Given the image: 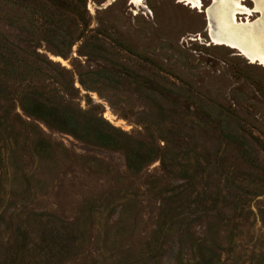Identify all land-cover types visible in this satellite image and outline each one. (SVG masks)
I'll return each instance as SVG.
<instances>
[{
  "label": "rangeland",
  "instance_id": "obj_1",
  "mask_svg": "<svg viewBox=\"0 0 264 264\" xmlns=\"http://www.w3.org/2000/svg\"><path fill=\"white\" fill-rule=\"evenodd\" d=\"M82 2L88 26L65 56L44 40L18 43L66 68L77 108L154 152L131 164L123 149L27 115L12 93L0 99V264H264V167L243 160L206 110L229 109L264 158V65L212 41V0Z\"/></svg>",
  "mask_w": 264,
  "mask_h": 264
},
{
  "label": "trees",
  "instance_id": "obj_2",
  "mask_svg": "<svg viewBox=\"0 0 264 264\" xmlns=\"http://www.w3.org/2000/svg\"><path fill=\"white\" fill-rule=\"evenodd\" d=\"M82 1L0 0V16H4L3 20L7 26L19 31L16 38H10L0 30V99L7 100L12 93L27 115L86 142L123 149L131 164L135 160L140 162L149 159L154 150L144 149L141 142L139 146L131 144L129 136L102 115L76 107L73 97H67L65 94L68 85L66 68L36 49L28 50L18 43L23 35V42L29 48L31 42L44 40L55 48L57 54L65 56V49L68 50L74 40L83 37L88 26L86 21L81 19L83 17L79 13L80 8L73 5L75 2L81 6V11H86ZM5 2L11 5L12 11L4 15ZM15 39L17 40L14 41ZM91 73L96 76L97 81L110 78L103 70H94ZM46 76H50L56 86L41 84V79ZM14 81L21 82L19 89H12L11 83ZM81 83L87 89L94 86L82 80ZM218 106V110L214 109L216 106L208 107V115L221 124L226 138L237 145L240 157L259 171H263L264 158L256 151L255 142L243 132L235 131V127L228 124L230 110ZM2 117L0 127L8 121L7 116ZM38 140V143L45 144L43 139Z\"/></svg>",
  "mask_w": 264,
  "mask_h": 264
},
{
  "label": "bare ground",
  "instance_id": "obj_3",
  "mask_svg": "<svg viewBox=\"0 0 264 264\" xmlns=\"http://www.w3.org/2000/svg\"><path fill=\"white\" fill-rule=\"evenodd\" d=\"M141 3L143 0H134ZM193 8H202V0H184ZM207 8L209 26L211 19L217 23V30L210 28V38L215 44L227 45L237 50L252 62L264 65V0H252L251 9L243 4L245 0H212ZM260 12L255 20L248 17L239 21L238 15Z\"/></svg>",
  "mask_w": 264,
  "mask_h": 264
},
{
  "label": "flooded vegetation",
  "instance_id": "obj_4",
  "mask_svg": "<svg viewBox=\"0 0 264 264\" xmlns=\"http://www.w3.org/2000/svg\"><path fill=\"white\" fill-rule=\"evenodd\" d=\"M246 1V0H245ZM251 2H253L252 0H250ZM244 15V14H243ZM241 18L245 17V16H240Z\"/></svg>",
  "mask_w": 264,
  "mask_h": 264
},
{
  "label": "water",
  "instance_id": "obj_5",
  "mask_svg": "<svg viewBox=\"0 0 264 264\" xmlns=\"http://www.w3.org/2000/svg\"><path fill=\"white\" fill-rule=\"evenodd\" d=\"M237 49V48H236Z\"/></svg>",
  "mask_w": 264,
  "mask_h": 264
}]
</instances>
